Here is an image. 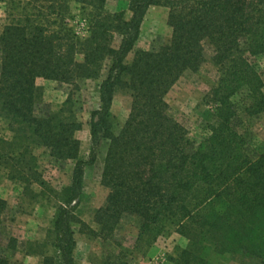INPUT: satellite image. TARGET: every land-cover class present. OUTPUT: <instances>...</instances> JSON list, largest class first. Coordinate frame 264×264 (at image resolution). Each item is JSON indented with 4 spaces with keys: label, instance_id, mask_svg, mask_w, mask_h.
<instances>
[{
    "label": "trees",
    "instance_id": "16d2710c",
    "mask_svg": "<svg viewBox=\"0 0 264 264\" xmlns=\"http://www.w3.org/2000/svg\"><path fill=\"white\" fill-rule=\"evenodd\" d=\"M3 1L8 23L0 32V117L12 137L0 138V166L32 199L55 204L46 241L29 252L43 255L45 264H77L74 226L88 228L77 211L84 169L95 164L107 141L101 183L109 193L95 212L98 230L88 228L92 235L113 240L119 223L136 217L141 225L135 249L152 246L168 227L188 241L171 264H210V253L264 264V152L253 159L242 130L243 115L264 113V82L252 61L264 55V0H130V19L108 11L107 0ZM73 5L88 23L86 37L70 24ZM152 6L169 10L171 38L156 50H137L129 61ZM206 47L220 73L208 94L216 123L196 144L170 113L166 97L187 71L197 73L207 63ZM40 78L76 90L83 81L103 79L100 106L91 113L88 160L81 158L83 123L72 94L58 110L37 114ZM119 92L132 102L116 132ZM36 148L49 150L58 162H75L69 186L56 190L45 180ZM8 210L0 197V224ZM16 245L11 238L7 247ZM47 248L55 257L46 256ZM116 258L110 254L105 264H116ZM0 264H11L1 242Z\"/></svg>",
    "mask_w": 264,
    "mask_h": 264
},
{
    "label": "rangeland",
    "instance_id": "374dc122",
    "mask_svg": "<svg viewBox=\"0 0 264 264\" xmlns=\"http://www.w3.org/2000/svg\"><path fill=\"white\" fill-rule=\"evenodd\" d=\"M74 20L71 26L80 37L88 36V23L81 15L79 6L73 5ZM107 10L110 12H125V17L130 19V0H107ZM169 10L164 7L152 6L148 9L142 26L140 37L133 51L128 55L132 61L137 50H156L168 42L172 29L168 25ZM8 23L5 12V2L0 0V32ZM117 39L115 46L119 45ZM207 63L199 72L187 71L173 86L166 97L170 106V113L188 131L192 142L198 144L210 133V127L216 123L214 105L208 102V94L216 85L220 73L211 63L213 55L211 47H206ZM257 64L264 82V55L252 58ZM109 63L104 68L106 76ZM103 79L97 81H83L78 90L73 86L45 79H38L37 85L43 91V100L37 106V114L44 115L50 111L58 110L73 95L75 109L82 130L78 133L81 141V158L88 160L91 152V113L100 106L99 86ZM243 96L240 95V98ZM131 98L119 92L113 103V113L116 116L115 131L118 132L127 120ZM242 103V101L240 102ZM242 130L247 139V151L254 159L264 152V113L254 118L242 116ZM12 133L8 129L5 119L0 117V138L10 139ZM108 149V142L103 141L97 152L95 164L84 169L83 194L78 204V214L81 220L93 230H98L94 221L95 212L101 208L107 199L108 189L102 183L104 159ZM37 165L45 180L56 190L69 186L73 180L75 162H58L50 156L49 150L36 148ZM39 191L37 186L34 187ZM0 197L9 204V210L0 224V242L11 264H45L44 256L31 254L38 250V244L47 239L55 214V204L51 199L39 197L32 199L25 192L24 186L11 181L8 171L0 166ZM141 221L136 217H125L117 226L113 240L105 241L95 237L88 230L81 229L80 225L74 226L77 248L75 260L77 264H105L108 256H117L116 264H171L169 258L175 256L179 248H185L188 241L180 236L174 227L161 235L152 246H142L135 249L140 230ZM11 238L17 240L16 248L9 249ZM48 257H55L51 248L45 250ZM210 264H255L244 256H220L210 253ZM53 264H58L53 263Z\"/></svg>",
    "mask_w": 264,
    "mask_h": 264
}]
</instances>
